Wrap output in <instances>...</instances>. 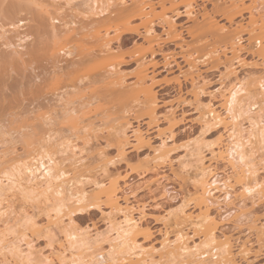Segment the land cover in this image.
Wrapping results in <instances>:
<instances>
[{"label": "bare ground", "instance_id": "6f19581e", "mask_svg": "<svg viewBox=\"0 0 264 264\" xmlns=\"http://www.w3.org/2000/svg\"><path fill=\"white\" fill-rule=\"evenodd\" d=\"M9 1H11L10 5L5 6L4 3L6 0H0L1 16L9 13L11 17L10 13L12 11H15V15L18 12L20 13L23 11H25V14H28V12L34 11L30 6H35L39 10H43L42 7L46 6L42 1L38 3L37 0ZM67 1L69 2V0ZM95 1L96 4L99 3L97 8H95L96 5L93 7ZM95 1H93L92 8L98 10V12L93 10L95 12L93 15L100 16L101 18H98L99 20L102 19V17L105 18V14L110 12V15L114 13L119 19L125 21L120 23L121 20H118V23L120 24H117L114 28H107L103 32L99 28L104 27L100 26L98 28L95 24L100 22L95 23V21L98 20L95 19L93 20L95 23L94 26L89 24V26L86 25V27H80L82 30H87L85 34L82 33L83 39H78L82 35L79 31H76L77 27L75 29V26L77 25L76 23L78 22L67 23L65 26L68 29L67 31H72V36H74L75 39H78L77 53L75 56L77 59L73 64L76 62V64L79 65L87 64L86 66L89 65L91 67V65H93V67L90 70L87 69V75L84 73L86 76H82L83 78L79 75L80 77L76 79L71 76L74 80L68 79V81H70L67 85L68 88L72 89V92L63 91L65 88H55L52 90V95L61 99L64 96L80 95V97H77L79 100L76 99L77 102H74V100H72V102L69 101L67 107L64 108L66 111L64 112L63 109V114H61V119L63 118L67 123L69 122L67 125L69 132L71 131L72 133H70L72 135L78 134L79 132H84V136H86V132L87 135H90L91 133H88V130L91 129L89 128L92 125L91 121L94 118H100L104 126L109 125L106 128L108 129L109 137L114 139L118 145V153L121 155L125 153V148L131 144V137L135 142L133 145L135 148L144 147L145 145L149 146L150 144L149 139L146 137L141 127H139L140 125L135 129H130L132 123L127 115L134 116L136 120H140V106L143 105V110H146L149 117V126L158 123L157 114L161 105L156 96L155 87L157 85L156 71L160 67V63L155 61V59L153 60V58L157 55L164 54L163 45L160 41H163L164 45L175 44L181 49L184 48V43L186 42L183 41L184 39H182V34L179 32L180 30L177 29L178 24L176 22V19L182 14L176 10L177 8L174 7L175 5L171 0H169L170 3H172V6H170L171 8H174L170 10L171 12H177L172 13V16L171 14H168L170 11L165 8L167 0H160L156 4L151 0H131V4H129L128 0ZM212 1L214 11L222 10L226 15V22L230 25L229 27H226L227 25L221 26L206 8H203L201 11L195 10L192 6L194 4L191 5L188 3V5H185L186 11L184 16H187L188 20L195 25L194 28L200 27L196 24H199V19H202L203 21L201 22L204 23V26L207 29L206 35H209L205 37L206 35L204 34L203 37H209L214 43L222 42L228 47L226 48L228 54L226 52L223 53V56L225 57L223 64L226 71V76H224L226 78L224 76L225 79L222 77L221 86L218 88L219 91L217 90L220 94L219 97L221 98V110L218 111V109H214L211 105L207 104L208 106L205 107L206 109L201 114L200 122L205 128L215 127L223 130L214 149H211V154H213V158L215 157L218 161L229 164L231 169H233L235 183L240 185L241 191L239 197H236L238 195H234V187L231 184L230 177H224V173L221 171L218 172L219 170L217 167L211 164L207 166L204 165V146H198L195 154L196 158H198L197 163H199V166L196 167L197 171L190 174V176L188 175V179L186 176L183 178H186L193 186V192H189V197L196 205L197 212H188L185 208H182L174 214V216H171V214L170 217L165 219L163 217L162 220H164L166 230L160 243L161 248L157 249L154 245L147 248L140 245L137 238L140 233L143 232L145 235L150 236L149 230L144 229L141 220H137L134 217L137 212L143 213L145 206L140 207L138 202L134 204V202L131 201V199L136 198V191L126 181V186L121 189V179H119L120 174L108 172L106 165H104V170L100 168L103 170L101 173L103 178L95 181L96 183L91 191H70V194H66L63 187L57 181H60L62 177L68 176L69 173L64 169L56 171L55 168L57 163L54 156L57 154L53 153L52 149L54 148H52V146H47L42 154L29 157L30 161L29 158L24 157L25 160H28L29 164H26L25 162L27 161L25 160L21 161V158H13V155L12 160L9 157L12 163L10 171L6 170V168H4L5 171L0 169V224L2 223L5 226H3V229L0 227V252L6 250L7 254H9V257L5 258L6 260L4 264H119L120 260L123 261V259L128 262V264H240L237 256L246 262L249 261L252 249L250 247V242L245 240L243 243H240V246L237 249L238 253H234L231 239L227 234L220 231V221L213 216L211 206H220L222 202H232V197L242 198L251 193H257L258 196L264 198V182H262L258 176V164L254 158L252 159V155L250 156L252 150L246 151L245 149V144L251 142V139L246 143V137L244 136L246 128H244L243 116L247 111H245L243 103L244 100H248L249 104H247V107L251 108L256 106L255 103H252L254 95H252L247 89L248 85L243 81L237 83L232 82L233 84L228 83L229 85L226 83V80H229V78L237 74L238 69L241 70V68L246 67V62L241 57L242 49L239 47L242 40V35L240 34L245 31L244 24L240 25L239 23L238 25L237 23L238 26H234L235 24H233L235 23L236 16L240 15L243 11L249 10V25L254 27L248 32L249 36L247 40L251 44V41L255 39L252 41L254 43V45H252L255 49L257 48L256 50H258L259 58L264 61V0ZM247 1L249 4H247ZM43 4L45 6H43ZM157 7H160L163 10L161 11L163 13L160 16V24H162L163 33L167 37L165 40H161L162 37L157 33L151 23L148 22L149 15L154 12ZM29 9L32 10L27 11ZM110 9L112 10L110 11ZM132 10H135L133 11L135 12V15L130 17L129 12ZM13 12L12 14H14ZM35 13L34 16H36ZM40 14L41 13L37 15ZM42 14L44 13L42 12ZM128 14L130 18L127 16ZM125 16L127 19H125ZM37 17L36 20L41 19L42 15L40 18L39 16ZM14 18L16 21H14L15 19H11L12 22H21L20 18ZM115 18L113 16L112 19ZM134 19H142V26H140V23L137 26H132V20ZM54 20V17H49L47 21L52 22ZM102 20L104 21L105 19ZM14 22L13 26L15 27L16 24ZM44 25L48 26V23ZM194 25L189 26L190 28H186L190 36L195 35L196 31H193L192 29ZM204 26H202L203 29ZM40 27L41 26H39V28ZM141 28L143 29V32ZM56 31L58 32V35H60L59 31ZM40 32L41 31L39 30V33ZM52 32L53 31H51V33ZM57 32H53L54 40L58 38ZM128 35H136L149 43L150 54L152 57L150 62H145L144 57H134L122 51L126 43L129 42L126 38ZM84 37L89 38V40L86 41ZM208 45L210 44L208 43ZM208 45L206 44L209 48ZM207 47L205 48L207 49ZM49 49L52 52L51 57H54V59H60L62 53L69 57L75 54L68 44L63 43H56L53 47H49ZM186 52L188 51L186 50ZM183 53L185 54V51ZM189 54L191 53L188 52V55ZM182 57L187 58L186 55H183ZM200 57H202L199 58L201 61H209V59L219 63L222 61L219 52L212 48L207 49L206 53ZM0 58L2 57L0 56ZM7 58L9 59L8 56ZM164 58L166 60L165 67H170L172 63L168 62V60L171 57L164 55ZM5 59L6 58H4V61ZM8 59H6L5 62L3 60L1 61L3 66L4 63H8ZM187 59L184 60L189 65V68L194 71L189 73L191 77L188 75L191 79L192 94L194 97L200 98V95L204 93V77L198 70V62H193V58L192 61H190L191 58ZM9 63L8 64L11 66V64L13 65L15 62L10 61ZM131 63H135L137 66L133 72L135 82H133L132 85L126 84V78L128 76L121 71V67L130 65ZM6 66L8 67V65ZM6 66L0 68L4 69ZM13 67L14 66H12V69H14ZM190 69L188 72H191ZM6 70L4 69V77H6ZM84 71H86V69ZM2 73L0 70L1 75ZM147 82H150L151 84H147ZM82 87H85V89H82ZM258 87L259 92L257 95L263 97L262 102L264 103V79L258 82ZM84 90H91V92L84 94L82 92ZM140 91L143 93V99L141 102ZM75 103L78 104H76V106L73 105L72 108L69 107ZM13 105L10 103V107H8V111H12L10 115L15 116L16 119H19L21 116L23 117V114L19 112V109L21 108L16 105V107L13 108ZM14 109L18 110V112ZM260 110H264V107ZM174 111L175 110L171 108L165 116L169 124L168 130L171 133L178 124ZM259 124H261V122H259ZM93 127H96L95 124ZM157 130L159 131V129ZM91 132L93 133V131ZM128 132H132L131 136L128 135ZM32 135H30L31 138ZM90 136L88 138L86 137L88 141L85 142L90 143V141L94 140H90ZM249 138H255L257 143H264V126L257 134H254L253 132L250 133ZM168 139L169 138L163 139L162 144L159 147H155L154 155H152L153 157H148L149 160L143 162L147 165L153 164V168H157L169 162L171 163L170 154L172 153V149L169 148L167 143ZM72 143L73 142L70 144ZM196 143L194 142L193 144ZM70 144L68 147L70 146V152L72 151L71 153H73V157H75V155L76 157L79 156L80 154L78 155L76 154L77 152L75 153V151L79 150H75L79 148V146L77 145V147L72 144L74 146L71 147L72 145ZM187 147H189V145ZM31 151H33V149H31ZM14 154H16L15 151ZM18 156L20 157L19 154ZM100 158L102 159L101 156ZM73 159L74 162L72 165L76 168L74 170L79 171L77 168L84 166L82 160L77 158L76 160L75 158ZM108 162H105V164ZM7 163H10V161ZM182 165L184 164H181L180 166ZM180 168L181 167H179V169ZM39 171H43L40 173V178L38 177L39 175L37 176V172ZM172 172L175 176H181L173 166ZM160 181L161 180L157 179L156 181L154 180V182L159 185ZM55 182L58 184L55 185ZM150 184L146 185L145 189L150 190ZM219 193L222 194V196L217 197L216 195ZM120 194L122 195L119 196ZM38 198H43L45 202L51 204V206H49L50 208H48V212H46V226H42L43 224L40 225L34 220L32 215H29V204L36 199L38 200ZM101 203L105 204V209L107 211L101 208L99 205ZM92 209H99L101 211L103 220L108 226L105 233L99 234L98 232L94 233L95 236H93V232H91L93 227L88 226L89 228L87 227L84 230L81 228L80 230L78 228L79 226H76L75 215ZM233 213L234 212L227 213L224 218L226 219ZM234 216L238 217L239 220L243 217L242 215H238L237 210H235ZM171 220L173 221L172 224L169 223ZM170 227L175 228V231L172 230V234H175V239L173 240L170 238L171 232L168 230ZM20 228H22V230H19ZM46 230L50 233L57 230L58 239H55L56 241L53 240L56 244L51 246V253L43 255V253L35 250L32 236L38 231ZM219 232L221 233L218 234ZM259 234H261V231ZM10 236H12V240L8 243H4L7 242L6 238H9ZM54 237L56 238V236H53L52 239H54ZM195 237H199L200 241L196 242L194 239ZM105 245L108 247L107 249L104 248Z\"/></svg>", "mask_w": 264, "mask_h": 264}, {"label": "rangeland", "instance_id": "374dc122", "mask_svg": "<svg viewBox=\"0 0 264 264\" xmlns=\"http://www.w3.org/2000/svg\"><path fill=\"white\" fill-rule=\"evenodd\" d=\"M37 1L38 3L42 1L46 6L43 4V6H45L42 7L43 10H39L35 6H30V8H32L34 11L37 9V12L35 11L36 13L34 11H30L32 9H29L27 10L30 11L28 14H25V11H23L24 13L18 12L16 14L18 17L15 15V11H12L14 14H12L10 11L11 17L9 13H2L4 18L0 15V56L3 58H0V67L3 68L4 66L8 65V67L6 66L7 70L4 68L7 71V73H5L6 77H4V69L0 68L1 73L3 70L2 75L0 74V169L5 171L4 168H6V170L10 171L12 167L11 160L13 155L15 156H13V158H21V161H24V157L29 158L33 155L42 154L44 153L43 151L46 150L45 148L47 146H52V148H54L52 149L53 153L57 154L54 156V159H56L57 163L55 168L56 171L64 169L69 173L68 176L62 177L60 181L57 182H59V184L63 187L66 194H70V191H91L94 188V184L96 183L95 181L103 178L101 173L105 169L103 166L106 165L108 172L120 174L119 179H121V189L126 186V181L136 191V200L131 199V201H133L134 204L138 202L140 207L145 206L144 212H137L135 213L134 217L137 220H141L144 229L149 230L150 236L145 235L143 232L140 233L137 238V240L140 242L139 244L147 248L153 245L157 249L161 248L160 243L166 230L164 220H162L163 217L165 219L170 217L171 214V216H174V214H176L182 208H185V210L188 212H195L197 210L196 205L189 197L190 193L193 192V186L187 181V179L188 175L190 176V174L196 172V167L199 166V163H197L198 158L195 156L197 151L196 148H198V146H204V165L207 166L211 164L217 167L219 170L218 172L221 171L224 173V177H230L231 184L234 187V195H238L236 197H239V193L241 191L240 185L235 183L233 169H231L229 164L218 161L215 157L213 158V154H211V149H214L219 136L223 133V130L215 127L205 128L200 122L201 114L208 105H211L214 109H218V111L221 110V98L219 97L220 94L218 92V88L221 86V79L226 76V71L223 64L225 57L223 56V53L226 52L228 54V50H226L228 47L222 42L214 43L209 37V39L203 37L204 34L206 35L207 29L204 26V23L201 22L203 21L202 19H199L198 23L200 25H196L200 27H196V29L194 28L195 25L190 20H188L187 16H184L186 11L185 5H188V3L191 5L194 4L192 6L195 10L201 11L203 8H206V10L211 13L212 17L215 18L221 26L227 25L226 27H229L230 25L226 22V15L224 12L220 9V11H214L212 0H171V2L173 1V4L175 5L174 7L177 8L176 10L182 14L178 19H176V22L178 24L177 29L180 30L179 32L182 34V39H184L183 41L186 42L184 43L183 48L185 50L181 49L175 44L164 45L163 41H160L163 45L164 54L157 55L153 58V60L155 59V61L160 63V67L156 71L157 85L155 87L156 96L158 98L159 104L161 105L157 114L158 123H156L157 125L153 124L152 126H149V117L146 113V110H143V105L140 106V120H136L134 116L127 115L129 116L130 122L132 123L130 129H135L138 127V125H140L139 127H141L146 137L149 139L150 144L149 146L145 145L144 147L135 148L133 146L135 142L131 137L130 143L132 145H128L125 148V153L121 155L118 153V145L112 137H109L108 129H106L109 125L104 126L100 118H94L91 121L92 125L89 127L91 129L88 130V133H91V136L89 134L88 135L91 137L90 140H94H89L90 143L85 142L88 141L87 138L89 137L87 132L86 136H84V132H79L80 134L78 133L72 135V132H69L67 126L69 122L67 123V121H65L63 118L61 119V114H63V109L67 107L69 101L72 102V100H74V102H77L76 99H78L77 97H80V95H70L68 96L70 98L64 96L61 99L59 97L53 96L52 90L55 88H65L63 91L72 92V89L68 88L67 85L69 84L68 82L72 79V77L75 79L79 78L80 76L82 77L93 67L91 64V67L89 65L86 66L87 64L79 65L76 64V62L73 64L77 59L75 57L78 45L77 40L83 39L82 33L85 34L87 32V30H82L80 27L83 28L86 27V25L89 26V24L94 26L95 23L100 22L97 23L98 25H95L98 28L103 26L104 28L100 27L99 29L104 32L105 29L114 28L117 24H120L125 20L122 21L117 16H115L114 13L110 15V12L105 14V18L102 17V19H105L104 21L102 19L99 20L98 18H101L100 16L93 15L95 14L94 11L98 12V10L92 8L93 1L95 0H69V2L67 0ZM151 1L156 4L160 0ZM6 2L4 3L5 6H9L11 3L9 0H6ZM102 2L101 4L103 5ZM128 2L131 4V0H128ZM98 4H96L95 1L93 7L96 5L95 8H97ZM247 4H249V2ZM165 5L167 6H165L166 10L168 9L170 12L172 8H174H171L172 3H170L169 0L166 1ZM111 10L112 9H110V11ZM133 11L135 10L129 12L130 17L135 15V12ZM161 11L163 10L160 7H157L156 10L149 15L148 22L151 23L157 33L162 37L161 40H165L167 37L163 33L162 24H160V16L163 13ZM42 12L44 14H42ZM170 12L168 14H171V16L173 15L172 13H177L176 11ZM254 12L256 13L255 10ZM34 13L36 16H34ZM39 13L41 14L37 15ZM129 14L127 15L128 17ZM249 14V10L243 11L240 13V15L236 16L235 23H233L235 24L234 26H238L239 23L240 25L244 24L243 26L245 31L240 34L242 35V40L239 44V47L242 49L241 57L246 62V67L241 68V70L238 69L237 74L229 78V80H226V83L229 85L228 83H237L239 81H243L248 85L247 89L252 93V95H254L252 103H255L256 106L251 108L247 107V104H249L248 100H244L243 103L244 109L247 111L243 116L244 128H246L244 136L246 137V143L250 139L251 142L253 141L252 145L251 142L245 144V149L246 151L252 150V154L250 152V156L252 155V159L254 158L258 164V176L260 180L264 182V143L261 144L259 142V144L256 142L255 138H249L250 133L253 132L254 134H257L264 126V110H260L264 107V103L262 102L263 97L257 95L260 87H258V82L264 79V61L259 58L257 52L258 50H256L257 48L255 49L253 46L254 43L252 41L255 39L251 41V44L247 40L249 36L248 32L254 28L252 25V27L249 25ZM12 15L17 19L20 18L21 22L15 23L14 21H16V19ZM37 16H39V18L41 17V19H38L39 21L36 20ZM113 16L116 18L112 19ZM49 17H54L55 20L52 22L47 21ZM11 19H15L13 21L16 24L15 27L13 26ZM95 19H98L99 21L97 20L94 23L93 20ZM125 19H127L126 16ZM118 20H121L120 23H118ZM142 21V19H134L132 20V26H137L139 23L140 26H142ZM69 22H78L76 23L77 25L75 26V29L77 27L76 31H79L82 35H79L80 38H78V36V39H75V37L72 36V31H67L68 29L65 26ZM47 23L48 26L44 25ZM192 25H194L192 28L193 31L196 32L195 35L190 36L186 28ZM39 26L41 27L39 28ZM202 26H204V29ZM39 30L41 31L40 33ZM56 30L59 31L60 35H58ZM141 30L143 32L142 28ZM51 31L57 32L58 38L56 40H54V35L53 32L51 33ZM207 36L209 35L207 34L205 37ZM86 38L87 37H84L86 41L89 40V38ZM126 38L129 42L126 43L122 50L123 52L134 57H144L145 62L147 63L152 60L150 54V45L147 43V41L136 35H128ZM56 43L68 44L75 54L69 57L63 55L62 53V57L60 59H54V57H51L52 52L50 51L49 47H53V45ZM208 43L210 45H208ZM206 44L209 46V48L216 49L219 52L222 59L220 63L210 59V62L207 59L206 60L208 62L205 60L201 61L199 59L202 58L200 56H203L206 53V50L209 49ZM205 47H207V49ZM186 50L191 54L188 55ZM182 51H185V54ZM164 55L171 57L169 60L167 59L168 62L172 63L170 67H165L166 60ZM183 55H186L187 58H191L190 61H192L193 58V62H198V70L204 77V93L202 92L203 94L200 95V98L198 97L199 99L194 97L192 94V85L190 79L191 76L189 73H192L193 70L189 68V65L184 60L187 58H183ZM4 58L8 59V63L10 61H14L15 63L13 65L11 64V66L9 65L10 63H4L3 66L1 61H4ZM12 66H14V69H12ZM136 67L137 66L135 63L121 67L123 74L128 76L126 78V84L132 85L133 82H135L133 72ZM84 68L86 71H84ZM189 69L191 72H188ZM7 74L10 76L8 77ZM68 79L70 80L68 81ZM147 84L151 83L147 82ZM82 89H85V87H82ZM86 90L82 92L84 94L91 92V90ZM142 99L143 93L140 91V102ZM10 103L11 105L14 104L13 108L16 106L21 108L19 109V112L23 114V117L21 116L22 118L20 117L19 119H16L15 116L10 115L12 112L8 111ZM76 104L78 103L68 106L72 108L73 105L76 106ZM171 108L175 110L174 113L176 121L178 120V124L175 126L172 133L168 130L169 124L165 117ZM65 111L66 109H64V112ZM16 112H18V110H16ZM259 122H261V124H259ZM94 124L96 127H93ZM157 129H159V131ZM91 131H93V133ZM131 134L132 132H128L129 136H131ZM30 135H32V138ZM167 138H169L167 140L169 148L172 149V153L170 154L171 163L169 162L157 168H153V164L147 165L145 162H143L146 160L148 161L149 158L154 155L155 147H159L162 144L163 139ZM193 141L198 143L193 144ZM71 142H73L72 144L79 146V148H77V146V149H75H79L78 151H75V153L77 152L76 154H80L77 157L76 155L73 157V153H71L72 151L70 152L71 148L70 146L68 147V145ZM187 144L189 147H187ZM41 145L44 147V149ZM31 149H33L34 152L31 151ZM14 151L16 154H14ZM73 158H75V160L76 158L82 160L84 166L77 168L79 171L74 170L76 168L72 165L74 162ZM100 159L101 162L103 159L105 162H109L107 164H105L104 161V163H101ZM8 160L10 163H7L9 162ZM25 161L28 162L27 159ZM27 162L25 163L29 164V162ZM181 164H184L182 165L183 167L180 166ZM172 166L181 176H175V174L172 172ZM179 167L182 169H179ZM42 172L43 171L37 172V176L39 175V178L41 177L40 173ZM185 176L187 179H183ZM156 179L161 180L160 185L154 182ZM57 182H55V185L58 184ZM148 184H150V190L145 189V186ZM256 194L257 193H251L249 195L247 194V196L242 198L232 197V202H222L220 206H211V212L213 216H215L218 221H220V231L227 234L231 239L234 253H238L237 249L239 248L240 243H243L245 240L250 242V247L252 249L248 261L249 263L237 256L240 264H264V198ZM121 195L122 194L119 196ZM216 196L220 197L222 194L219 193ZM43 201V198H38V200L36 199L31 202L28 208L30 212L29 215H32L34 220L40 225L43 224L42 226H46V212H48V208H50L49 206H51V204ZM99 205L103 210L107 211L105 209L104 203ZM235 210L238 211V215L243 216L240 220L238 217L234 216ZM229 212L234 213L227 217L226 220L224 216ZM75 221L77 223L76 226H79L78 228L80 230L81 228L84 230L88 226L93 227L91 229L93 236H95L94 233H105L108 228L99 209H92L75 215ZM172 222L173 221L171 220L169 223L172 224ZM3 226L4 225L1 223L0 227L2 229L5 227ZM170 228L168 230L171 232L170 238L173 240L175 239V234H172V232L175 231V228ZM19 230H22V228ZM260 231L261 234H259ZM53 236H56V238L54 237V239H52ZM57 236V230L52 231V233L49 231L47 232V230L38 231L34 234V236H32L35 250L43 253V255L50 254L52 250L51 246L56 244L53 240H57ZM6 239L7 242L4 243L10 242L12 240V236ZM194 239L196 242L200 241L199 237H195ZM104 248L107 249L108 247L105 245ZM6 257H9V254H7L6 250L0 252V264H4ZM120 263L128 264V262L124 261V259L123 261L120 260L119 264Z\"/></svg>", "mask_w": 264, "mask_h": 264}]
</instances>
